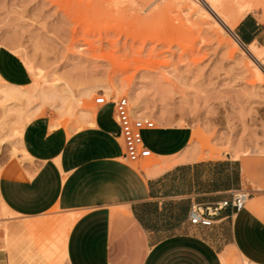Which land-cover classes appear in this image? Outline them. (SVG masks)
I'll return each instance as SVG.
<instances>
[{
	"label": "crops",
	"instance_id": "crops-1",
	"mask_svg": "<svg viewBox=\"0 0 264 264\" xmlns=\"http://www.w3.org/2000/svg\"><path fill=\"white\" fill-rule=\"evenodd\" d=\"M263 27L247 15L236 34L263 45ZM0 76L15 86L34 81L4 45ZM52 124L48 114L28 122L22 146L31 161L12 159L0 172L9 215L0 214V264H225L228 251L264 264V154L193 159L190 126L158 125L143 130L153 155L136 167L124 156L112 104L98 106L81 129ZM239 189L252 193L240 211L223 210L210 227L190 222L193 204ZM56 209L64 214L42 219ZM64 216L73 218L68 228L56 220Z\"/></svg>",
	"mask_w": 264,
	"mask_h": 264
},
{
	"label": "rangeland",
	"instance_id": "rangeland-1",
	"mask_svg": "<svg viewBox=\"0 0 264 264\" xmlns=\"http://www.w3.org/2000/svg\"><path fill=\"white\" fill-rule=\"evenodd\" d=\"M250 1L255 10L248 15L264 26V0ZM189 2L0 0V42L17 48L22 58L28 55L40 69L23 89L70 93V103L64 104L57 95L44 99L39 93L30 101L0 98V172L12 159L31 161L21 153L20 134H12L23 128L17 123L19 114L25 120L30 109L38 108L36 117L48 114L52 123L60 120V125L77 129L83 111L98 108L100 94L129 98L133 89L144 105L142 115L156 126L193 129L197 135L188 148L193 159L264 154V76L250 63L243 47L248 44L238 47L229 32ZM233 33L235 37L236 27ZM261 48L264 58V44ZM63 214L56 209L42 219ZM224 260L248 264L231 251Z\"/></svg>",
	"mask_w": 264,
	"mask_h": 264
},
{
	"label": "bare ground",
	"instance_id": "bare-ground-1",
	"mask_svg": "<svg viewBox=\"0 0 264 264\" xmlns=\"http://www.w3.org/2000/svg\"><path fill=\"white\" fill-rule=\"evenodd\" d=\"M180 1H182L184 3H188V0H180ZM189 3H192L193 5L192 4L191 5L198 8V10H200L201 12H206L207 15L206 14H204V15L212 18L213 22L215 23V25H217L218 28L224 29L227 32H229L230 35L232 36L231 38L233 39V42L238 47H240V45H243L237 36H235V37L233 36V35H235L233 33V29L238 24H240V22L251 11L255 10V5L252 4V2L250 0L249 1L248 0H230L227 4H225L224 0H190ZM190 8H192V7H190ZM3 45H4L3 42H0V47ZM243 47H246L245 53L249 57L250 63L252 64L256 73L260 76H264V69L262 67V66H264V58L262 57L261 45L257 42H253V43L248 44V45L243 46ZM14 52H16L18 54L19 50H17V48H16V50H14ZM27 56L28 55L25 56V53H24L23 60H25L26 64L28 65L29 69L32 72V75L37 76L38 73L40 74V69H36V67L33 66L34 64H32L31 61L29 60L30 58L28 59ZM0 82H1L0 86L2 87V90H0V96H1L0 98L3 99L4 101H13V102L30 101L36 96L37 93H39V94H41V97H43L44 99L53 98L57 95L62 100L63 104L64 103H70V93H67L68 91L66 93L65 92L63 93V91H62V93H59L55 90L47 91L45 89H42V88L39 89V88H35V87L32 90H26V89H23V87H25V86H15V85L9 84L1 76H0ZM106 88L109 89L110 86H106ZM85 92L86 91H84V92L82 91V93L86 94ZM129 98L132 101V103L134 104V106H133L134 112L139 114V115H142L145 112L144 105L142 104L139 93L136 91V89H133L130 91ZM15 111H17L18 113L21 112L20 109H15ZM38 111H39L38 108L37 109H30L28 111V114H27L25 120L22 117V115L19 114L17 123H18V125L23 124V128H22L21 132H19L18 129H14V131L12 132L13 135L14 134L15 135L20 134V137H19L20 143H21L20 150L26 159H32V158L26 152L24 147L22 146V132H23L25 125L28 122H30L34 117H36L35 115H36V113H38ZM83 112H84V114L77 121V124H78V125H76V126H78L77 129H79V128L81 129L84 127V125L88 124L90 121V118L93 116V112H89V111L88 112L83 111ZM57 121H60V120H57ZM57 121H55V123L52 124V127H57V126L62 125V124L60 125L61 122H57ZM64 126L67 128H71L70 123H65ZM72 129L73 128H71V130ZM196 135L197 134H195V132H193V137H192L191 143L193 142L194 136H196ZM2 140H3V138L0 137V142ZM191 143H190V145H191ZM16 151H17V149H16ZM236 156H238V155H236ZM1 211L3 212V214H6L8 212L7 207L0 200V213H1ZM56 220L58 221V223L62 224L66 228H68V226L73 222V218H68L65 216L60 217ZM7 232H9L8 228H7ZM222 258L225 259V255H222ZM245 260L248 261L247 259H245ZM222 261H224V263L226 264L225 260H222ZM248 264H255V263H250L248 261Z\"/></svg>",
	"mask_w": 264,
	"mask_h": 264
},
{
	"label": "built area",
	"instance_id": "built-area-1",
	"mask_svg": "<svg viewBox=\"0 0 264 264\" xmlns=\"http://www.w3.org/2000/svg\"><path fill=\"white\" fill-rule=\"evenodd\" d=\"M236 36L245 45L237 34ZM95 102L98 106L113 105L114 119L119 126V137L125 144L124 156L126 159L131 162H139L153 155L143 138V130L156 127L152 118L135 113L130 99L126 96L109 99L104 94H100ZM251 195L250 190L239 189L232 192L230 199L216 203H195L190 209L189 220L194 225L213 226L220 220L223 210L231 208L234 212L240 211L246 206Z\"/></svg>",
	"mask_w": 264,
	"mask_h": 264
}]
</instances>
